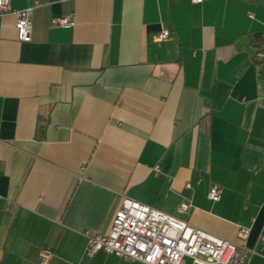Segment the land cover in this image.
Here are the masks:
<instances>
[{"label":"crops","instance_id":"1","mask_svg":"<svg viewBox=\"0 0 264 264\" xmlns=\"http://www.w3.org/2000/svg\"><path fill=\"white\" fill-rule=\"evenodd\" d=\"M11 8L31 10V40L0 18V264H42L44 248L48 264H141L87 255L124 198L264 264V0Z\"/></svg>","mask_w":264,"mask_h":264},{"label":"built area","instance_id":"2","mask_svg":"<svg viewBox=\"0 0 264 264\" xmlns=\"http://www.w3.org/2000/svg\"><path fill=\"white\" fill-rule=\"evenodd\" d=\"M205 0H192L202 4ZM31 10L16 11L11 8V0H0V18L15 15L18 38L31 40ZM55 24L70 27L72 23L65 19H56ZM169 31L163 30L156 41L167 40ZM257 57L264 60V52ZM212 201H220L221 193L212 188L208 193ZM189 205L180 206V213H186ZM88 239L87 255L93 257L104 251L108 254L141 264H249L254 250L245 244H236L199 229L189 222L165 212L124 198L115 213L111 230L107 235L86 232ZM243 240L247 231L240 234ZM53 256L52 250L40 251L42 264H48Z\"/></svg>","mask_w":264,"mask_h":264},{"label":"trees","instance_id":"3","mask_svg":"<svg viewBox=\"0 0 264 264\" xmlns=\"http://www.w3.org/2000/svg\"><path fill=\"white\" fill-rule=\"evenodd\" d=\"M263 42V41H262ZM261 41L260 42H258L256 45L258 46V47H261ZM259 52H264V49H262V48H258V50H256V53H255V57L257 58V54L259 53Z\"/></svg>","mask_w":264,"mask_h":264},{"label":"rangeland","instance_id":"4","mask_svg":"<svg viewBox=\"0 0 264 264\" xmlns=\"http://www.w3.org/2000/svg\"><path fill=\"white\" fill-rule=\"evenodd\" d=\"M174 217H177V216H174ZM177 218L181 219L180 217H177ZM187 264H191V261L187 260Z\"/></svg>","mask_w":264,"mask_h":264}]
</instances>
